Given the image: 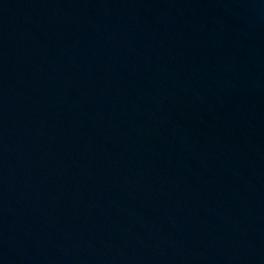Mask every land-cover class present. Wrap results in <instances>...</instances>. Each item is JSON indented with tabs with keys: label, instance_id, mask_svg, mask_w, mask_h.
Segmentation results:
<instances>
[{
	"label": "water",
	"instance_id": "obj_1",
	"mask_svg": "<svg viewBox=\"0 0 264 264\" xmlns=\"http://www.w3.org/2000/svg\"><path fill=\"white\" fill-rule=\"evenodd\" d=\"M0 264H264V0H0Z\"/></svg>",
	"mask_w": 264,
	"mask_h": 264
}]
</instances>
